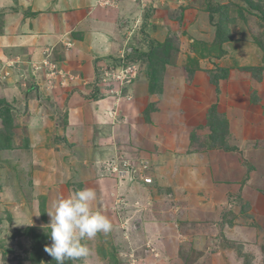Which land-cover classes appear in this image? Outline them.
Here are the masks:
<instances>
[{
	"label": "rangeland",
	"instance_id": "obj_1",
	"mask_svg": "<svg viewBox=\"0 0 264 264\" xmlns=\"http://www.w3.org/2000/svg\"><path fill=\"white\" fill-rule=\"evenodd\" d=\"M120 1L115 0L121 13L110 12L114 20L108 22L110 31L117 33L116 49L109 57L98 58L95 54L92 60H87V55L78 58L77 49L62 45L37 50L36 61L29 64L0 65V264H56L44 250L52 242L47 212L54 211L59 199L78 190L95 191L96 199L90 208L106 216L112 230L84 240L89 256L65 264H156L158 252L138 233L140 225L145 224L142 220L146 208L154 206L158 199L165 202L166 208L172 207L176 200L184 204L188 198L194 199L200 183L209 186L215 173L228 169L216 168L223 161L229 162L228 171L234 173V183L239 184L247 176L246 184L253 177L248 192L252 191L255 198L264 196V143L259 141L264 138V124L260 129H241L245 140L237 142L240 150L229 138H222L226 146L230 145L227 151L235 154L234 157H227L226 152L211 155L215 150L209 149L212 142L208 133L192 128V124L199 123V119L193 120L196 106L188 90L182 89L188 80L184 74L189 70H203L201 73L210 77L213 85L212 74L217 67L212 70L210 67L218 63L224 69L245 72L246 77L239 79L248 82L247 86H241L246 100L262 103L258 93H264L261 84L264 0H129L131 6ZM209 1L225 8L223 17L231 35L230 41L222 46L221 57L225 58L222 63L218 62L220 52L214 44L215 27L209 20ZM104 5L97 2L93 10ZM147 10L151 13L144 15ZM131 13L133 18L128 19ZM91 25L97 29L102 26L96 21ZM31 26H26L27 33H34L36 24ZM15 48V56L23 61L27 50ZM6 53L9 54V49ZM258 62L263 67H251ZM167 71L175 72L172 76L175 86L168 88L180 96L181 120L169 121L170 116L164 111L172 104L173 91L167 98H161L167 87L150 81L163 72L166 75ZM141 80L150 83L152 100L128 94L131 86ZM159 97L158 102H164L158 108L153 100ZM71 99H74L72 103ZM64 102L66 106L62 107ZM72 106L75 108L71 109ZM104 109L116 117L107 125L98 126L97 116ZM123 116L129 124L132 118L139 121L136 125L144 124L136 129L130 124V141L127 136L124 138L126 128L121 133L113 131L114 127L119 130V118ZM220 131V137L226 135ZM220 137L217 145L222 147ZM115 144L119 147L109 150ZM122 145L126 151L121 149ZM196 148L205 156L196 160H205V165L194 168L188 163L194 159L190 153L199 152ZM108 157L112 161L108 162ZM97 158L104 165H99ZM216 182H213L215 186ZM143 183L148 184L144 191L137 187ZM203 186L206 189L199 198L209 201L212 191ZM132 197L143 199L147 203L145 208L129 209ZM234 198L239 199V215L245 221L244 226L254 229L252 236L246 235L241 242L244 252L241 249L238 255L243 264H264V214L259 210L252 213L242 194ZM139 209H144L143 213ZM204 227L196 231L204 235ZM170 255L171 261L174 257ZM191 258L184 263L192 264ZM214 261L208 258L206 262L216 264Z\"/></svg>",
	"mask_w": 264,
	"mask_h": 264
},
{
	"label": "crops",
	"instance_id": "obj_2",
	"mask_svg": "<svg viewBox=\"0 0 264 264\" xmlns=\"http://www.w3.org/2000/svg\"><path fill=\"white\" fill-rule=\"evenodd\" d=\"M97 2H103L105 5L103 7L97 6L95 10H93L94 4ZM120 2L121 4L124 3V5H132L129 0H122ZM117 11L121 13L120 8L116 7L115 0H0V65L2 67H7L8 64L17 63L20 66V62L22 65L23 62L29 64V62L36 61L37 56L34 54L37 50L50 46L60 48L62 45L69 46L73 50L77 49L76 52H78L79 55L76 57L78 58L87 55V60H92L95 54L98 55V58H107L116 49L115 38L117 37V33H115V31L113 32V30L110 31L111 28L108 26L110 21L114 20L112 19L111 13H116ZM132 18L133 14L131 13V17L128 19ZM93 21L100 22L102 26H100L99 29L94 28V26L91 25ZM128 21L129 20H127V22ZM34 24H36L34 33H27L25 31L26 26L32 28L31 25ZM99 44L100 46H97ZM18 46L27 50L23 61L20 60L19 56H15V47ZM78 47L80 52L78 51ZM5 49H9V54L6 53ZM68 57L65 56V58ZM16 60H19V62ZM223 60H225V58L220 57L218 62L222 63ZM107 62L110 61L107 59ZM260 65L261 62H258L251 67H263V65ZM214 67L225 68L222 64L216 63V65H213L212 63L210 70ZM228 70L227 79L219 82V91L214 84V86L212 85L210 77L206 78V75L204 76L201 73L203 70L192 72L189 70L186 72L184 77L186 80L188 78V80L187 82L184 81L185 86L182 85V89L188 90L191 97L190 99L192 100L191 102L196 106V109L193 111L195 115L193 120L197 119L198 121L199 119V123L197 126L192 124V128L195 127L197 132H204L209 135L211 133L208 117L209 110L212 106H215L216 114L220 115L215 116V120L213 118V120L216 121L215 126L219 131L221 130L226 134L220 137L221 141L223 142L222 138H229L234 143L232 145L238 148V143L245 140L242 136L241 129H248V127H253V130L255 127L260 129L261 124H264V93H258L260 99H262L261 104H253V102L247 101L241 86L242 84L247 86L248 82L244 83L245 81L239 79V76L246 77L245 72H238L230 68H228ZM167 72L166 75H163V72L160 76L155 77L156 79L152 78V80H150L152 83L157 82V85H160V87L161 84L167 87L166 92L160 95L161 98H167L168 94L173 91L171 87L168 88V85L175 86V81L172 77L175 72ZM157 79L159 81H157ZM13 80L14 79H12L11 82H13ZM138 81L131 86L128 94L136 95L137 99L146 97V99L152 100L153 95L149 93L150 89L148 86L150 83L145 82V80H141L140 83H138ZM261 84L263 85L264 91V77L262 78ZM119 88L117 87V89ZM176 93V90L172 93V104L170 106L167 105L169 109H167L165 105V103L168 104V102L164 103L166 106L164 111H167V114L170 116L167 117L169 121L171 119L181 120L182 117L178 107L181 99L179 94ZM161 98L159 97L153 100L156 101L158 108L159 104L164 102H158ZM247 99H249L248 96ZM72 101H74V99H71L70 103H72ZM245 101L247 102L244 103ZM113 103H115V101H113ZM239 105L240 107H237ZM64 106H66L65 102L62 107ZM72 108L75 107L72 106L71 109ZM104 110L102 114L97 116L98 126L99 124L110 123L116 117L114 115L112 116L108 111L106 112V109ZM159 111L158 109V112ZM202 117L205 118L204 124H202ZM119 119V130L114 127L113 131L115 133H117V131L121 133L124 131V128H126L127 133L124 131V138L127 136L129 141L132 137L130 136V124L133 129L144 125H136L139 121L134 120V118L131 119L132 123L130 124L128 123L127 117L125 119L123 116L122 119ZM126 123L129 125L124 127ZM168 125L170 127L172 124ZM166 127L168 128V126ZM175 127H177V125ZM188 136L189 138L191 137L190 134H188ZM262 136L264 137V135ZM259 141L264 143V138H261ZM115 143L117 144V141H115ZM116 144L109 150L119 147ZM224 144L226 145V143ZM247 145H249V143ZM229 146L230 145L227 144V147ZM121 147H123L121 149L126 151L124 145ZM238 149L240 150V148ZM247 149L251 150L250 148ZM222 150L223 149H215V151H212L211 155H224L223 152H226L225 154L227 157H234L235 155L232 154V152ZM189 156L194 157V159H191L188 163L189 165L191 164L192 167L197 168V166L205 165V160L202 162L196 160V158L199 157L205 158L204 153H190ZM237 157L239 158L238 155ZM108 160V162L112 161L109 157ZM101 161L102 160H98L97 158V163L99 165H104ZM220 164L222 165L216 168L228 169L222 171L218 175L215 173V175L212 176L214 179L209 185L210 187L208 185L203 186L202 183H200L201 185H198L195 191L196 197L194 199H198L199 196H202L201 194H204L203 192L206 189H203L202 186L209 188L210 191H212V198L209 199V201L203 200L201 197L198 200L188 198L184 201V204L176 200L172 207L166 208L164 205L165 202L158 199L159 201L154 202V206L146 208L144 220H142L145 224L143 223L144 226L140 225V231H138V233L141 235L142 240L145 239L148 244L151 242L156 253H159H157L158 261L156 264H190L184 263L186 262L185 260H189V256H192V264H209L206 262L208 258L212 261L215 260L213 263L216 264H243V261L238 255L239 251L242 249L241 242L245 241L246 235L252 236L254 229L244 226L245 221L242 220L243 217L241 218L239 215L241 213L238 207L239 199H235L234 196L239 198V194H242V199L248 201L251 212L253 213L255 210H259L260 214H264V196L255 198L253 197L252 191L248 192L249 188L253 186V177H249V181H246V184L244 181L245 178L247 179V176L245 178L243 177L239 184L234 183L233 179L235 175L228 171L230 166L229 162L223 161ZM212 177L210 176V178ZM223 178H225V180H223ZM217 180L219 181L216 182ZM213 182H216V186ZM140 185L141 186L137 187H142L143 190L148 184L146 185V183H143ZM135 199L136 198L132 197V201L129 202L131 206L128 207L129 209L134 206L145 208L147 203L142 202L143 199ZM125 208L127 211V207ZM143 210L139 209V212L143 213ZM126 211L124 212L126 213ZM200 226H205L206 233L204 235L196 231ZM241 251L244 252V247ZM169 255L174 257V259L170 261Z\"/></svg>",
	"mask_w": 264,
	"mask_h": 264
},
{
	"label": "clouds",
	"instance_id": "obj_3",
	"mask_svg": "<svg viewBox=\"0 0 264 264\" xmlns=\"http://www.w3.org/2000/svg\"><path fill=\"white\" fill-rule=\"evenodd\" d=\"M95 199L94 190H78L67 198L59 199L53 206L54 211L47 212L50 217L48 234L52 242L50 246L45 245L44 250L56 264L86 259L90 250L83 241L112 230L106 216L91 210L90 204Z\"/></svg>",
	"mask_w": 264,
	"mask_h": 264
},
{
	"label": "trees",
	"instance_id": "obj_4",
	"mask_svg": "<svg viewBox=\"0 0 264 264\" xmlns=\"http://www.w3.org/2000/svg\"><path fill=\"white\" fill-rule=\"evenodd\" d=\"M209 6H210V11H209V20L211 21V24L215 27V40H214V44L218 47V51L220 52V55L218 57H221L224 53V51H222V46L230 41L231 39V35H229V27L227 26V24L225 23V19H224V15H225V8H222L221 6H219L218 4L209 1ZM154 6H152L151 8H153ZM150 11H146L144 13V15L150 14ZM219 15V19L218 21H216V16ZM252 69V68H251ZM228 69H224V68H217L216 73L212 74V81L214 83V85L216 86L217 90L218 86H219V82L221 80L227 79L228 77ZM155 78V77H154ZM215 116H218L216 114V108L215 106H212L209 110V126H210V134L208 135V138L210 139V141L212 142V144L210 145L209 149L210 150H215V149H223V150H229L230 148L227 147L225 144L224 146H220L217 145L218 143V139H219V130L218 128L215 126L216 121L215 120ZM214 118V120H213ZM198 148H196V151Z\"/></svg>",
	"mask_w": 264,
	"mask_h": 264
},
{
	"label": "built area",
	"instance_id": "obj_5",
	"mask_svg": "<svg viewBox=\"0 0 264 264\" xmlns=\"http://www.w3.org/2000/svg\"><path fill=\"white\" fill-rule=\"evenodd\" d=\"M150 181H151L150 179H146V182H147V183H150Z\"/></svg>",
	"mask_w": 264,
	"mask_h": 264
}]
</instances>
